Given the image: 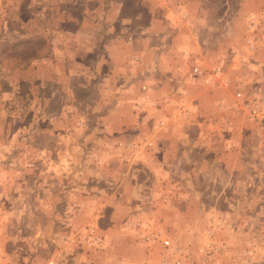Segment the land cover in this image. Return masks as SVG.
Masks as SVG:
<instances>
[{
	"label": "rangeland",
	"instance_id": "1",
	"mask_svg": "<svg viewBox=\"0 0 264 264\" xmlns=\"http://www.w3.org/2000/svg\"><path fill=\"white\" fill-rule=\"evenodd\" d=\"M250 13L264 0H0V264H167L142 228L183 264H264V129L192 74L238 76ZM166 91L203 141L152 171L145 139L183 121L159 128Z\"/></svg>",
	"mask_w": 264,
	"mask_h": 264
},
{
	"label": "crops",
	"instance_id": "2",
	"mask_svg": "<svg viewBox=\"0 0 264 264\" xmlns=\"http://www.w3.org/2000/svg\"><path fill=\"white\" fill-rule=\"evenodd\" d=\"M247 26L249 33L246 36V48L249 52V57H246L243 62V67L241 72L238 73V76L233 78L230 76L227 69H222L219 66L209 68V71H205L202 68L198 67L205 74L212 73L214 70L219 72V75H216V78L219 77L217 82L206 83V77L197 75L192 71V74L198 80V83L210 91H220L223 92L227 99H220L216 102L217 109L226 110V112H230L240 116L239 118L244 119L245 116L248 120L254 122L258 120L260 122V126L264 129V24L263 18L257 16L253 13L248 14L246 18ZM263 67V68H262ZM248 84L251 87L247 90H244L245 86ZM235 88H242V93L240 95L231 94V91ZM236 91V90H234ZM226 92V93H225ZM174 94L166 91L158 100H151L147 98L146 104H152L154 109H156V113L160 116L159 123L161 126L159 128H164L165 126L173 121L174 118H181L183 121L181 123H176V128H173V124L168 125L167 129H170V135H173V130L177 129L178 136L175 138L168 139H159L158 137H151L149 139H145L144 145L145 148H148L150 151V155L147 153V159H150L151 163L154 165L152 171L157 169H164L168 171L172 164H174L176 158L175 153L172 152L173 147L170 149L166 148L165 145L171 146V143L176 144L178 146V151L180 152L179 157L183 160H190L193 155V146H197L199 143L203 141L202 131L198 132L197 136L189 137L188 129L192 128L191 123L185 117L191 113V105L190 100L187 98H177L175 99ZM201 100V95L197 96V99ZM145 105V104H144ZM256 115V117H255ZM190 117V116H189ZM244 117V118H243ZM180 121V120H179ZM228 124L232 125L231 122ZM172 125V126H171ZM201 124L196 123L195 129L199 130V126ZM218 126L217 123L214 125ZM202 138V139H201ZM144 141V140H143ZM222 143V140L217 141ZM138 142H125L121 144L126 146L128 149L134 146L135 151L132 155H136L140 152V146L137 144ZM229 148H235L239 145V141L231 139L227 141ZM172 144V145H173ZM121 146V147H123ZM191 146V148H190ZM123 149V148H122ZM123 149V150H128ZM160 151V152H159ZM178 152V154H179ZM132 157V156H130ZM147 162V161H146ZM169 162L171 164H169ZM169 164V165H168ZM159 165L162 167L159 168ZM151 166V165H150ZM196 168V167H195ZM154 204L153 202L150 205ZM144 232L142 228V233Z\"/></svg>",
	"mask_w": 264,
	"mask_h": 264
},
{
	"label": "built area",
	"instance_id": "3",
	"mask_svg": "<svg viewBox=\"0 0 264 264\" xmlns=\"http://www.w3.org/2000/svg\"><path fill=\"white\" fill-rule=\"evenodd\" d=\"M192 71L197 75H201L203 77L205 76L206 83H210V81L217 82L219 80V77L216 78V75H219V72L216 70H214L212 73L205 74L204 71L195 66L193 67ZM149 230L150 229H144V232H147L144 239L148 241L160 242V245L164 248V251L166 250V259H164L163 262H166L167 264H183L185 249L182 246L175 244V242L171 241L169 238L163 236L161 232ZM47 264H57V262L56 260H49Z\"/></svg>",
	"mask_w": 264,
	"mask_h": 264
}]
</instances>
